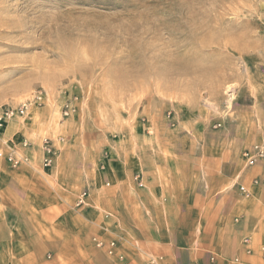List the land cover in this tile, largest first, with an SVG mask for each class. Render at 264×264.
<instances>
[{
	"label": "rangeland",
	"instance_id": "obj_1",
	"mask_svg": "<svg viewBox=\"0 0 264 264\" xmlns=\"http://www.w3.org/2000/svg\"><path fill=\"white\" fill-rule=\"evenodd\" d=\"M6 87L0 109L45 92L17 120L39 124L35 167L52 179L26 164L8 193L89 206L99 176L143 140L201 141V158L241 148L250 168L246 154L264 149V0H0Z\"/></svg>",
	"mask_w": 264,
	"mask_h": 264
},
{
	"label": "crops",
	"instance_id": "obj_2",
	"mask_svg": "<svg viewBox=\"0 0 264 264\" xmlns=\"http://www.w3.org/2000/svg\"><path fill=\"white\" fill-rule=\"evenodd\" d=\"M9 88L2 89L0 106ZM17 119L0 131V150H17L28 158L23 165L33 178L51 182L40 169L39 124ZM198 142H129L123 159L99 176L98 193H90L85 207L66 197L52 201L58 193L51 200L50 193H8L24 168L0 159V264H120L93 237L116 241L118 254L132 264H264V162L244 167L241 148L217 157L210 147L212 156L197 157L191 147L201 155L204 143Z\"/></svg>",
	"mask_w": 264,
	"mask_h": 264
},
{
	"label": "built area",
	"instance_id": "obj_3",
	"mask_svg": "<svg viewBox=\"0 0 264 264\" xmlns=\"http://www.w3.org/2000/svg\"><path fill=\"white\" fill-rule=\"evenodd\" d=\"M46 98V94L43 90L39 89L35 91L31 98L26 100L24 103L20 104L18 107L12 106H4L0 109V128L9 121L15 118H23L26 116L28 109L34 105L41 103ZM23 147H27L29 143L27 140L23 141ZM248 166L253 167L258 162L264 159V149L262 147H255L253 151L246 154ZM0 158H4L10 165L13 167H19L25 163H28V158L24 155H21L17 152V150L13 149L9 153L0 152ZM51 161L48 159L45 161V166H48ZM257 183V182H256ZM240 191L244 196L249 198V193L246 187L241 186ZM97 246L100 248H105V252L109 256H117L120 264H132L126 257L122 254H118V243L116 241H111L109 243H103L97 241ZM145 264H157L156 260L151 259L147 261ZM234 264H240L239 260L236 259Z\"/></svg>",
	"mask_w": 264,
	"mask_h": 264
},
{
	"label": "bare ground",
	"instance_id": "obj_4",
	"mask_svg": "<svg viewBox=\"0 0 264 264\" xmlns=\"http://www.w3.org/2000/svg\"><path fill=\"white\" fill-rule=\"evenodd\" d=\"M5 125H6V123L0 129H2Z\"/></svg>",
	"mask_w": 264,
	"mask_h": 264
}]
</instances>
